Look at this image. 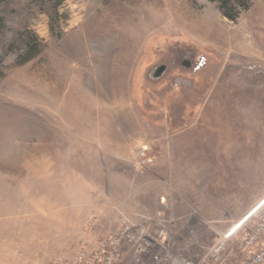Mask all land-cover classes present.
I'll list each match as a JSON object with an SVG mask.
<instances>
[{"label":"rangeland","instance_id":"rangeland-1","mask_svg":"<svg viewBox=\"0 0 264 264\" xmlns=\"http://www.w3.org/2000/svg\"><path fill=\"white\" fill-rule=\"evenodd\" d=\"M263 214L264 0H0V264L68 260L92 216L178 220L197 261Z\"/></svg>","mask_w":264,"mask_h":264},{"label":"built area","instance_id":"built-area-1","mask_svg":"<svg viewBox=\"0 0 264 264\" xmlns=\"http://www.w3.org/2000/svg\"><path fill=\"white\" fill-rule=\"evenodd\" d=\"M248 217L234 226L215 229L214 244L193 261L180 251L201 247L202 243L194 228L186 229V235L181 237L178 220L162 217L153 223H134L123 218L110 230L98 216H92L86 228L93 230L94 243L81 239L68 260L58 258L49 264H121L126 262L123 258L127 255L130 260L125 264H264V214L233 247L236 233ZM208 224L214 227L213 222ZM239 255L242 261L237 262Z\"/></svg>","mask_w":264,"mask_h":264},{"label":"water","instance_id":"water-1","mask_svg":"<svg viewBox=\"0 0 264 264\" xmlns=\"http://www.w3.org/2000/svg\"><path fill=\"white\" fill-rule=\"evenodd\" d=\"M165 70V67L163 65L158 66L155 71L153 72L154 77H159L161 73Z\"/></svg>","mask_w":264,"mask_h":264},{"label":"flooded vegetation","instance_id":"flooded-vegetation-1","mask_svg":"<svg viewBox=\"0 0 264 264\" xmlns=\"http://www.w3.org/2000/svg\"><path fill=\"white\" fill-rule=\"evenodd\" d=\"M198 62H201V61H198ZM195 67H197V65H196ZM152 75H153V74H152Z\"/></svg>","mask_w":264,"mask_h":264},{"label":"trees","instance_id":"trees-1","mask_svg":"<svg viewBox=\"0 0 264 264\" xmlns=\"http://www.w3.org/2000/svg\"><path fill=\"white\" fill-rule=\"evenodd\" d=\"M33 54L30 55V57L32 56Z\"/></svg>","mask_w":264,"mask_h":264}]
</instances>
